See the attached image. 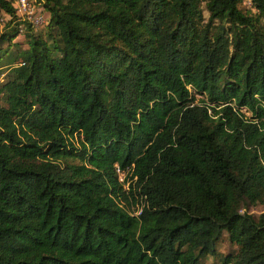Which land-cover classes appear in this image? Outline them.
Here are the masks:
<instances>
[{"label":"trees","instance_id":"1","mask_svg":"<svg viewBox=\"0 0 264 264\" xmlns=\"http://www.w3.org/2000/svg\"><path fill=\"white\" fill-rule=\"evenodd\" d=\"M242 1L31 0L33 25L0 0V264H264V0Z\"/></svg>","mask_w":264,"mask_h":264},{"label":"rangeland","instance_id":"2","mask_svg":"<svg viewBox=\"0 0 264 264\" xmlns=\"http://www.w3.org/2000/svg\"><path fill=\"white\" fill-rule=\"evenodd\" d=\"M13 2H14V0H13ZM242 5L250 6V5H251V1H250V0H243V1H242ZM204 13H205V16H207L208 13H207L206 10H204ZM0 27H2L1 24H0ZM37 28H38V29H37L36 31H37V32L41 31L40 33H43V32H44L43 30H45L44 27H37ZM25 39H26V38H25L24 34H19L18 36H16V37L14 38L15 41H18V42H19L18 45H19L20 47H24V46L27 45ZM3 45L5 46V45H6V42H5ZM18 45H17V46H18ZM13 48H16V45L12 46L9 50L11 51V49H13ZM3 61H5L4 58H3V60H2V63H3ZM7 67H8V66H3V68H1V66H0V68H1L0 70H3V69H5V68H7ZM3 75H4V71H2V72L0 73V79H1V77H3ZM263 210H264V205H263V204H260V203H258V204H254V205H251V206L248 208V211H249L250 213H252L253 215H255V216L259 215V213L262 212ZM234 247H235V245L232 244V243L229 241V239H228V237H227V233L224 232V233H223V236H222V238L220 239L219 244H218V250H219V252H220L221 254H224V253H226L227 251L233 249ZM216 259H217L216 257H212V256L208 255L203 261H204L205 263H212V262L217 263L218 260H216Z\"/></svg>","mask_w":264,"mask_h":264},{"label":"built area","instance_id":"3","mask_svg":"<svg viewBox=\"0 0 264 264\" xmlns=\"http://www.w3.org/2000/svg\"><path fill=\"white\" fill-rule=\"evenodd\" d=\"M17 13L23 18L31 22L33 25H42L46 21V16L39 8H37L31 0H14ZM3 18L0 17V21Z\"/></svg>","mask_w":264,"mask_h":264}]
</instances>
